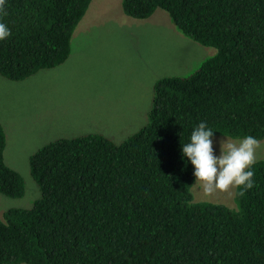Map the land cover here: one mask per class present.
Wrapping results in <instances>:
<instances>
[{"label": "trees", "instance_id": "trees-1", "mask_svg": "<svg viewBox=\"0 0 264 264\" xmlns=\"http://www.w3.org/2000/svg\"><path fill=\"white\" fill-rule=\"evenodd\" d=\"M92 0H6L0 75L21 81L66 62ZM133 18L158 8L218 53L187 76L155 84L149 122L122 143L100 133L59 138L31 156L41 196L0 217V264H264V159L237 208L194 201L181 156L194 126L264 139V0H123ZM0 193L22 198L23 176L5 161Z\"/></svg>", "mask_w": 264, "mask_h": 264}, {"label": "rangeland", "instance_id": "rangeland-1", "mask_svg": "<svg viewBox=\"0 0 264 264\" xmlns=\"http://www.w3.org/2000/svg\"><path fill=\"white\" fill-rule=\"evenodd\" d=\"M122 1H91L63 64L21 81L0 75L5 161L26 185L22 198L0 193V217L11 208H30L41 196L30 160L43 145L89 133L122 143L149 122L159 79L192 74L218 53L185 35L164 9L148 18H133L124 13ZM259 142L256 161L264 159V139ZM236 189L205 194L193 185L192 194L196 202L237 208Z\"/></svg>", "mask_w": 264, "mask_h": 264}, {"label": "clouds", "instance_id": "clouds-1", "mask_svg": "<svg viewBox=\"0 0 264 264\" xmlns=\"http://www.w3.org/2000/svg\"><path fill=\"white\" fill-rule=\"evenodd\" d=\"M6 0H0V14ZM10 36L8 26L0 22V40ZM214 131L204 121L191 130L187 142L181 144V156L193 168L194 186L205 194L240 188V195L253 188L256 149L260 142L245 135L236 142L227 137L214 138Z\"/></svg>", "mask_w": 264, "mask_h": 264}]
</instances>
